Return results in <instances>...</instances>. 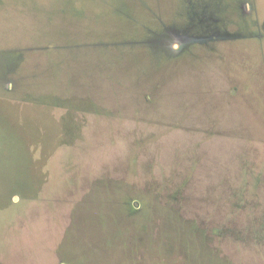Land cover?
I'll return each mask as SVG.
<instances>
[{"label":"rangeland","instance_id":"1","mask_svg":"<svg viewBox=\"0 0 264 264\" xmlns=\"http://www.w3.org/2000/svg\"><path fill=\"white\" fill-rule=\"evenodd\" d=\"M2 190L0 264H264V0H0Z\"/></svg>","mask_w":264,"mask_h":264},{"label":"trees","instance_id":"2","mask_svg":"<svg viewBox=\"0 0 264 264\" xmlns=\"http://www.w3.org/2000/svg\"><path fill=\"white\" fill-rule=\"evenodd\" d=\"M14 187H16V186H10V189L13 190ZM24 188H26V186H21V189H24ZM0 194L4 197L5 196V191L4 190L0 191ZM2 198H0V199H2ZM0 204H6L5 198H3L2 200H0Z\"/></svg>","mask_w":264,"mask_h":264}]
</instances>
